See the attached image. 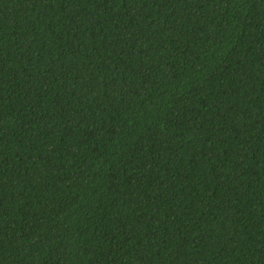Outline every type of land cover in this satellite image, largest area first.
Instances as JSON below:
<instances>
[{
  "label": "trees",
  "instance_id": "16d2710c",
  "mask_svg": "<svg viewBox=\"0 0 264 264\" xmlns=\"http://www.w3.org/2000/svg\"><path fill=\"white\" fill-rule=\"evenodd\" d=\"M0 264H264V0H0Z\"/></svg>",
  "mask_w": 264,
  "mask_h": 264
}]
</instances>
